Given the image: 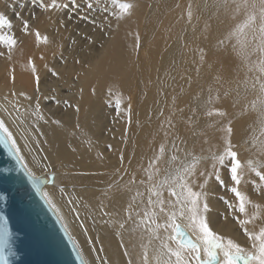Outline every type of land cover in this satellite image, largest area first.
<instances>
[{
	"label": "bare ground",
	"instance_id": "obj_1",
	"mask_svg": "<svg viewBox=\"0 0 264 264\" xmlns=\"http://www.w3.org/2000/svg\"><path fill=\"white\" fill-rule=\"evenodd\" d=\"M80 3L75 55L71 50L62 49L67 32L62 10L46 12L39 7V0H0V12L13 22V28L0 29V33L13 35L17 39L11 60L7 58V46L0 43V51L5 52L4 56H0V104H7L4 99L7 97L8 101L20 105L18 115L23 120L22 127L19 120L14 123L11 117L7 123L21 148L20 154L25 157L23 163L36 176H49L52 172L58 174L55 185L46 182L42 190L56 205L59 216L63 217V226L67 225V232L75 238L83 258L89 264H93V261L100 264L95 259L97 256L107 257L110 264H126L123 249L119 246L121 239L134 259L141 249L138 235L128 231H124L122 237L116 235L117 211L126 205L127 195L115 193L107 187V182L113 178L114 169L121 167L120 151L125 153L123 167L127 168L129 160L135 156L131 159V166L138 168L140 163H144L143 158L152 155L151 149L160 141L157 135L160 119L156 115L157 109L164 108L167 115L175 97V103L185 109V116L189 108H195L201 114L208 107L205 102L209 88H212L213 96L216 89L221 95V100L215 106L223 104L229 112L237 113L233 125L236 132L234 142L242 143L240 158L246 160L250 154L243 140L248 135L247 129L253 117H241L239 106L251 100L253 94L248 93L245 100L241 88L240 105L235 109L231 107L235 91L228 98L223 97L224 90L235 89L237 82L245 78L246 69L235 52L222 51L216 46L217 39L234 21L223 11L209 20L215 9H205L204 0H191L194 15L190 23L187 20L190 0H135L137 7L134 14L120 20L113 14L119 12L115 5L109 3V12L104 13L98 9L87 12L86 0H80ZM86 12L89 17L95 16L98 24L103 22V16H108L112 27L107 30V35L100 38L99 30L82 19ZM16 13H20V18ZM21 19L30 20L32 27L28 34L22 31ZM206 21L211 27L202 32ZM37 28L41 36L47 35V43L37 41L34 31ZM85 34L93 37L91 43L84 38ZM137 34L140 37L139 48H136ZM199 48L205 49L203 63L199 61ZM33 65L35 73L32 71ZM221 65L233 70L231 83L216 82ZM238 66L237 74L235 69ZM50 69H54L57 75L54 76ZM182 75L184 79H181ZM248 75L250 78L251 74ZM36 76L40 77L38 84ZM188 76H191V81H187ZM37 87L39 92L36 91ZM21 92L34 99L40 97L41 110L48 123L35 121L31 116L30 102L19 95ZM44 96L55 99H43ZM129 101L132 105L131 125L127 124ZM177 118H180L179 114ZM51 119H59L61 125L51 123ZM200 119L201 124L209 120L203 115ZM126 127L128 139L123 141ZM22 128L30 129L27 146L24 135L29 133L22 135ZM209 135L212 133L209 132ZM212 142L216 143L215 140ZM192 143L193 139H190L189 145ZM107 145H112V148L109 149ZM201 146L208 147L197 143V152ZM44 157L47 160H43ZM78 173L89 175L80 176ZM224 176L227 177L226 170ZM128 178L127 175L116 177L120 183ZM245 179H248L247 175ZM240 188L250 199L264 205V194H258L250 182L242 183ZM103 193H108V196L105 197ZM222 196L231 198L232 194L226 193L214 180L211 181L210 227L221 235L244 243L246 237L228 215L226 205L220 199ZM69 199L81 200V203L70 205ZM101 201L106 205L105 211L112 213L111 216L100 214ZM73 207L78 208L79 218L70 210ZM109 220L112 223H107ZM81 221L88 229L87 233L81 228ZM89 239L93 242L90 243ZM132 244H137V247L132 248ZM101 247L104 251H99ZM149 255H153V247L149 248Z\"/></svg>",
	"mask_w": 264,
	"mask_h": 264
},
{
	"label": "snow or ice",
	"instance_id": "obj_2",
	"mask_svg": "<svg viewBox=\"0 0 264 264\" xmlns=\"http://www.w3.org/2000/svg\"><path fill=\"white\" fill-rule=\"evenodd\" d=\"M109 3L119 8V12L113 13L117 20L130 17L137 7L135 0H86V9L87 12L98 9L108 13ZM203 6L205 9H215L209 20L214 16L218 17L223 11L234 21L217 39L216 46L222 51L235 52L241 65L246 69L245 78L237 82L235 89L224 90L223 97L226 99L235 91L236 95L231 105L235 109L240 105L241 88L245 100L248 93L253 94L251 100L239 106L241 117H253L247 129L248 135L243 140V144L248 145L246 151L249 152L250 158L242 161L239 152L242 143L234 142L236 132L233 125L237 113L229 112L227 106L223 104L220 107L215 106V103L221 100L219 89H216V95L213 96V90L209 88V96L205 102L208 107L201 114H198L195 108H189L185 116V109L175 103V97L167 115L164 108L157 109L156 115L160 117L157 135L160 141L151 149L152 155L143 158L144 163H140L138 168L131 166V159L135 158L133 156L129 160V166L125 168L123 167L125 153L121 150L119 154L121 167L114 169L113 178L107 182V187L115 193L121 196L127 195L126 205L117 211L119 219L115 221L118 225L116 235L122 237L124 231L138 235L141 252L135 259L125 241L123 239L120 241L119 246L123 249L122 254L126 258V264H264V205L250 199L240 188L242 183L250 182L258 194H264V0H211V3L209 0H204ZM39 7L46 12L69 9L76 12L80 9L81 3L80 0H39ZM87 12L82 19L92 24L94 29H98L100 38H103L107 35V30L112 27L108 16H103V22L98 24L97 18L89 17ZM193 15L190 0L187 8L189 23ZM16 16L20 18V13H16ZM33 18H35L34 14ZM21 23L22 31L28 34L32 27L30 20L21 19ZM210 27L211 25L206 21L202 32H206ZM4 28H13V22L5 13L0 12V29ZM34 31L37 41L48 42L47 35L41 36L38 28ZM84 38L90 43L93 41L91 35L85 34ZM139 41L140 37L137 34L136 48L140 47ZM0 43L7 46V58L11 60L17 39L13 35L0 33ZM198 51L199 61L205 62V49L199 48ZM4 55L5 52L0 51V56ZM199 70L196 69L197 72ZM32 71L36 72L34 65ZM50 71L54 76L57 75L54 69ZM235 72L238 74L239 66ZM248 74H251L250 78ZM232 76L233 70L221 65L215 80L217 83H231ZM184 78L182 75L181 79ZM39 80L40 77L36 76L37 84ZM187 81H191V76L187 77ZM36 91L39 92L38 87ZM12 95L15 96L16 93L13 92ZM19 95L30 102L31 116L37 123L41 120L45 123L49 122L41 110L40 97L34 99L24 92ZM4 99L7 104H0V144L23 163L25 157L20 154L21 148L17 145V139L7 123L8 118L11 117L14 123L19 120L22 127L23 120L21 115H18L20 105L18 102L8 101L7 97ZM43 99H55V97L44 96ZM76 110L79 111V108L77 107ZM127 113V124L131 125V101L127 106ZM201 115L209 118L204 124H201ZM51 123L61 125L59 119H51ZM127 131L126 127L125 135L122 136L123 141L128 139ZM209 132L212 133L211 136ZM25 133L29 135H24ZM21 134L24 135L27 146L30 129L22 128ZM190 139H193L191 145H189ZM213 140L216 143H213ZM35 142L39 143V141ZM197 143L206 144L208 147L201 146L197 152ZM107 147L111 149L112 145ZM101 158H103L102 154ZM43 160H47V157ZM23 166L32 187L44 198L49 207L57 211L58 218L63 221L48 193L42 190L41 177L33 174L26 163H23ZM78 175L89 174L78 173ZM122 175L129 177L124 183L116 179ZM57 176L56 172H52L46 177V181L55 185ZM213 180L225 189L226 193L232 194L231 198L222 196L220 199L224 201L228 215L239 225L246 237L244 243L231 236L221 235L210 227L209 214L212 208L209 186ZM103 195L107 197L108 193ZM0 198L6 199L2 194ZM80 203L81 200H68L70 205ZM105 208L106 205L101 201L100 214L111 216L112 213L105 211ZM70 210L77 218L80 217L77 207ZM258 221L259 225H257ZM107 223L112 221L109 220ZM80 226L87 233L88 229L83 221ZM64 231L67 233V225H64ZM13 235L9 218L0 212V264H13L12 258L16 255L12 245ZM69 238L77 250L80 264H89V261L83 258L75 238L70 234ZM89 242L93 241L89 239ZM131 247L136 248L137 244H132ZM150 247H153L151 256ZM99 251L104 249L101 247ZM95 259L99 260L100 264H110L107 257L97 256Z\"/></svg>",
	"mask_w": 264,
	"mask_h": 264
},
{
	"label": "water",
	"instance_id": "obj_3",
	"mask_svg": "<svg viewBox=\"0 0 264 264\" xmlns=\"http://www.w3.org/2000/svg\"><path fill=\"white\" fill-rule=\"evenodd\" d=\"M41 188L47 182L40 175ZM0 212L9 218L13 264H80L77 250L53 208L32 187L23 164L0 144Z\"/></svg>",
	"mask_w": 264,
	"mask_h": 264
},
{
	"label": "rangeland",
	"instance_id": "obj_4",
	"mask_svg": "<svg viewBox=\"0 0 264 264\" xmlns=\"http://www.w3.org/2000/svg\"><path fill=\"white\" fill-rule=\"evenodd\" d=\"M64 21L67 25V32L63 38L62 49L64 51H72L77 55V11L73 12L69 10H62ZM206 20V18H205ZM210 60V59H209ZM213 60V58L211 59Z\"/></svg>",
	"mask_w": 264,
	"mask_h": 264
}]
</instances>
